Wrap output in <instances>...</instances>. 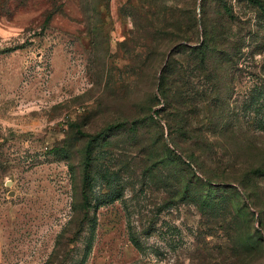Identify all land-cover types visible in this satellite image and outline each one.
Listing matches in <instances>:
<instances>
[{
    "label": "rangeland",
    "instance_id": "1",
    "mask_svg": "<svg viewBox=\"0 0 264 264\" xmlns=\"http://www.w3.org/2000/svg\"><path fill=\"white\" fill-rule=\"evenodd\" d=\"M260 1L0 0V264H264Z\"/></svg>",
    "mask_w": 264,
    "mask_h": 264
},
{
    "label": "trees",
    "instance_id": "2",
    "mask_svg": "<svg viewBox=\"0 0 264 264\" xmlns=\"http://www.w3.org/2000/svg\"><path fill=\"white\" fill-rule=\"evenodd\" d=\"M251 1H252L253 3H255L257 6H259V7L262 6L260 0H251ZM104 134H105V132L101 133V136H102V135L104 136ZM98 139H99V138H98ZM94 140H96V138H92L91 141L89 142V144H92V142H93ZM88 152H90L88 155H90V154L92 153V150H90V147H88ZM67 157H69V156L67 155ZM90 164H91V162H88V163H87L88 166H90ZM88 169H89V168H88ZM89 175H90V174L87 173V177H86V179H88V176H89ZM87 182H88V181H87ZM87 199H88V196L85 195V200L87 201ZM113 200H115V197H112V198H111V201H113Z\"/></svg>",
    "mask_w": 264,
    "mask_h": 264
}]
</instances>
